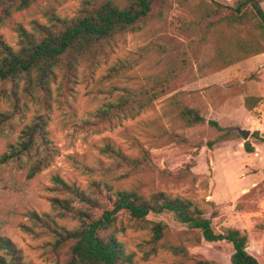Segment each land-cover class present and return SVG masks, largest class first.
I'll list each match as a JSON object with an SVG mask.
<instances>
[{"label":"rangeland","instance_id":"obj_1","mask_svg":"<svg viewBox=\"0 0 264 264\" xmlns=\"http://www.w3.org/2000/svg\"><path fill=\"white\" fill-rule=\"evenodd\" d=\"M83 0H37L28 8L15 11L12 18L25 29L34 23L48 24L45 12L72 16ZM124 3L125 0H116ZM232 5L236 0H214ZM167 15L141 30L117 37L108 55L96 67L82 64L76 76L51 84L48 105L24 96L13 108V99L0 92V111H20L9 129L0 132V153L14 141L20 128L37 112L48 115V136L57 149L51 165L26 178L14 163L0 165V236L9 237L22 250L30 264H53L44 246L48 235L42 229L33 234L28 212H49L50 198L58 195L51 189L52 175L86 188L104 177L100 172L87 173L74 161L93 168H112L113 160L99 149L105 143L124 154L136 156L143 148L150 154L151 166L131 172L125 178L111 180L117 188H134L145 195L164 191L190 198L200 204L210 201L208 210L216 232L222 227L245 231L248 251L264 264V140L252 137L254 131L264 138V52L243 59L220 70L214 67L213 50L217 33L206 35L189 25L203 13L211 0H168ZM264 10V0L261 3ZM232 34L225 28L224 38ZM0 35L16 47L18 33L11 26H0ZM125 64L115 72L119 64ZM175 70L167 81L168 93L158 97L139 114L128 118H95L94 111L125 88L141 89L165 70ZM175 95V98L172 97ZM245 96H257L258 102L247 110ZM181 107L196 109L206 119H214L225 128L220 131L206 121L187 126L179 115ZM88 119V123H83ZM239 128L249 129L248 141L253 150L246 152ZM222 136L212 147L209 140ZM110 172V175H119ZM119 171V170H118ZM165 221L171 233L186 228L170 214L148 215ZM72 227L70 219L60 221ZM145 237L128 231L122 239L130 249ZM190 255L217 264H230L232 245L224 240L187 243ZM139 253L137 256L139 257ZM136 264H188V260L160 250L148 260Z\"/></svg>","mask_w":264,"mask_h":264},{"label":"trees","instance_id":"obj_2","mask_svg":"<svg viewBox=\"0 0 264 264\" xmlns=\"http://www.w3.org/2000/svg\"><path fill=\"white\" fill-rule=\"evenodd\" d=\"M37 0H0V26L9 25L18 33L16 47L6 43L0 35V92L13 99V108L24 96L48 105L51 101V84L60 75L62 79L76 76L80 65L96 67L104 59L114 40L126 33L143 29L151 22L160 21L167 15L168 0H83L72 16H59L54 11L45 12L49 23L35 22L32 30L25 29L12 18L15 11L28 8ZM263 0H236L225 5L211 0L204 5L189 27L206 35L217 33L219 37L213 50L215 69L220 70L248 57L264 52ZM232 34L224 38V32ZM117 72L125 68L119 64ZM175 70H165L151 79L141 89L125 88L96 111L95 118H128L139 114L155 99L168 93L167 81ZM173 96V95H172ZM175 98V95L172 97ZM257 96H245L247 110L258 102ZM20 111H0V132L9 129ZM179 117L187 126L207 122L220 131L225 128L214 119L206 120L198 110L181 107ZM48 115L35 113L19 130L16 139L0 153V165L14 163L24 171L26 178L51 165L57 149L47 130ZM83 123H88L84 119ZM252 137H259L254 131ZM264 137V136H263ZM222 136L209 140L212 147ZM246 152L253 150L246 140ZM99 151L113 160L112 168H93L73 160L75 167L87 173L100 172L104 177L93 180L86 188L52 175V190L58 195L50 198L49 212L29 211L33 226L23 225L35 234L42 229L48 235L44 243L53 264H136L138 259L148 260L160 250H165L188 264H217L213 260L196 258L189 254L187 243L215 242L224 240L232 245L230 264H261L248 251L245 231L235 227H222L216 232L212 219L217 215L208 210L210 201L200 204L187 197L164 191L148 195L134 188H117L111 180L125 178L131 172L151 166L150 154L141 148L136 156L124 154L119 148L105 143ZM115 170L119 175H110ZM119 170V171H118ZM170 214L186 229L171 233L168 224L148 215ZM75 222L72 227L61 220ZM128 231H139L145 237L130 249L122 237ZM139 253V257L137 256ZM0 264H30L22 250L7 236H0Z\"/></svg>","mask_w":264,"mask_h":264},{"label":"water","instance_id":"obj_3","mask_svg":"<svg viewBox=\"0 0 264 264\" xmlns=\"http://www.w3.org/2000/svg\"><path fill=\"white\" fill-rule=\"evenodd\" d=\"M238 133H239L240 137L244 141L248 140V138H249V136L251 134L250 130L249 129H245V128H239L238 129Z\"/></svg>","mask_w":264,"mask_h":264}]
</instances>
